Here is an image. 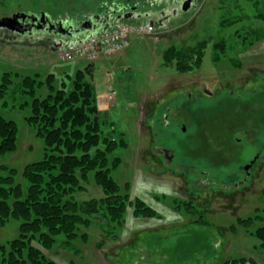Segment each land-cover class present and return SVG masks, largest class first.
I'll return each instance as SVG.
<instances>
[{
    "label": "rangeland",
    "instance_id": "1",
    "mask_svg": "<svg viewBox=\"0 0 264 264\" xmlns=\"http://www.w3.org/2000/svg\"><path fill=\"white\" fill-rule=\"evenodd\" d=\"M263 11L264 0H200L164 30L135 36L122 53L95 61L88 77L95 86L102 133L125 143L109 155L122 159L111 175L122 186L129 185L131 199L143 197L160 217L137 216L129 205L121 218L111 220L101 207L89 215L90 224L82 226L86 238L70 243L59 234L51 249L34 241L37 247L59 264H223L239 256L264 264V249L251 233L261 221L247 228L236 223L264 216V19L259 17ZM200 42L205 44L197 46ZM170 47L181 55L190 54L193 47L201 50L197 64L184 66L190 70L182 72L179 59L166 60L167 53L172 55ZM87 65L83 58L61 60L58 49L29 48L21 53L0 46V88L6 72L12 80L0 96V116L18 125L17 149L0 156L1 176L15 169L16 183L27 187L25 166L49 151L28 119L32 96L23 92L25 77L46 81L53 73L55 83L65 78L69 84V75ZM193 82L215 95L199 98L195 107L179 106L183 97L172 100L177 104L169 111L174 126L160 141L176 149L183 162L176 166L154 153L157 128L152 123L146 130L145 122L155 120L156 114L163 117L157 101L180 89H193ZM111 85L117 93L103 102ZM44 88L37 93L45 96ZM169 132H176L173 138ZM257 152L251 175L236 184L246 172L235 173V168L249 163ZM191 194L196 195L192 204L204 217L186 210ZM73 195L86 201L105 196V191L92 172L84 188ZM19 224L0 219V243L16 237Z\"/></svg>",
    "mask_w": 264,
    "mask_h": 264
},
{
    "label": "trees",
    "instance_id": "2",
    "mask_svg": "<svg viewBox=\"0 0 264 264\" xmlns=\"http://www.w3.org/2000/svg\"><path fill=\"white\" fill-rule=\"evenodd\" d=\"M259 17L264 19V11ZM257 36L263 37L260 33ZM196 47L186 55L170 47L168 51L172 55L167 53L166 60L169 63L179 59L182 72L189 71L184 66L197 64V55L201 53ZM179 55L185 59H180ZM93 66V63H88L85 69L69 75L71 85L65 78L55 83L53 73L48 75L46 81L32 76L24 79L23 92L32 96L29 122L35 128L36 135L44 138L49 151L43 159L25 166L23 176L28 181L25 188L21 183H16L15 169L11 170L9 176L0 175V219L20 222L18 235L7 243H0V264H59L34 241L45 249H51L57 244L59 234H64V242L70 243L76 238H86L88 233L83 231L82 226L89 225V215L101 207L111 220L121 218L129 205L133 206L137 216L160 217L156 208L143 197L131 199L130 192L126 190L129 185L122 186L111 175L122 159L117 156L111 161L109 155L125 143L102 133L95 86L88 77L92 74ZM10 75L6 72L3 76L0 96L5 95L4 91L12 81ZM43 88L48 92L45 96L37 93ZM17 134V123L0 116V156L17 149ZM92 172L103 187L105 196L78 200L73 193L84 188ZM191 201L188 199L186 210L203 217L200 215L204 212ZM258 220L261 223L251 233L260 240V246L264 249V216H248L238 219L236 223L247 228ZM204 221V224L209 223ZM223 264L261 263L254 258L239 256L227 258Z\"/></svg>",
    "mask_w": 264,
    "mask_h": 264
},
{
    "label": "flooded vegetation",
    "instance_id": "3",
    "mask_svg": "<svg viewBox=\"0 0 264 264\" xmlns=\"http://www.w3.org/2000/svg\"><path fill=\"white\" fill-rule=\"evenodd\" d=\"M198 2L200 0H0V46L10 50L17 49L21 53L28 51L29 48L57 49L58 41L85 33V31L81 32V28L86 27V30H91L97 27L99 30L125 21L149 20L157 26H170L184 17L192 7L195 8ZM186 4H188L187 9H185ZM193 86L191 90L180 89L173 94L174 96L157 101L159 114L164 111L163 117L158 118L156 114L155 120L152 121L150 118L145 122L146 130L153 124L157 128L153 132L156 142L154 153L162 156L166 163L176 166H182L183 163L179 161L176 149L160 141L164 133L168 132L172 125L174 126L173 120L169 119V111L177 104L172 105V100L175 97H183L179 106L189 104L195 107L199 98L215 95L214 91L202 88L199 82H193ZM179 125L181 130L186 131L182 122ZM169 133L173 138L176 132ZM259 155L260 152H257L256 156L245 165L238 164L235 173L243 169L246 175L245 179L240 178L235 182L236 184L247 181ZM203 174L209 175V172L203 171ZM193 179L197 182L195 176ZM195 198L196 195L189 196L192 201ZM202 215L204 214L200 216Z\"/></svg>",
    "mask_w": 264,
    "mask_h": 264
},
{
    "label": "built area",
    "instance_id": "4",
    "mask_svg": "<svg viewBox=\"0 0 264 264\" xmlns=\"http://www.w3.org/2000/svg\"><path fill=\"white\" fill-rule=\"evenodd\" d=\"M154 31V25L150 22H121L90 35L78 36L65 42L58 41L59 57L64 61L83 58L94 62L107 59L125 51L130 46L133 37L146 36ZM110 75L113 76V73ZM108 92L104 102L113 99L117 93L112 85Z\"/></svg>",
    "mask_w": 264,
    "mask_h": 264
},
{
    "label": "water",
    "instance_id": "5",
    "mask_svg": "<svg viewBox=\"0 0 264 264\" xmlns=\"http://www.w3.org/2000/svg\"><path fill=\"white\" fill-rule=\"evenodd\" d=\"M188 8V4H186V6H185V9H187ZM81 32H83V31H85V34L86 35H90V34H92V33H94V32H96L98 29H97V27L96 28H93V29H88V30H86V27L85 28H81ZM65 41H68V40H65ZM63 45V44H62Z\"/></svg>",
    "mask_w": 264,
    "mask_h": 264
},
{
    "label": "crops",
    "instance_id": "6",
    "mask_svg": "<svg viewBox=\"0 0 264 264\" xmlns=\"http://www.w3.org/2000/svg\"><path fill=\"white\" fill-rule=\"evenodd\" d=\"M163 30H164V28H163Z\"/></svg>",
    "mask_w": 264,
    "mask_h": 264
}]
</instances>
